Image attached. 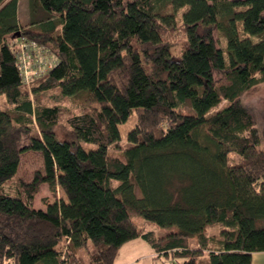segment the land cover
I'll return each instance as SVG.
<instances>
[{"label": "trees", "instance_id": "obj_1", "mask_svg": "<svg viewBox=\"0 0 264 264\" xmlns=\"http://www.w3.org/2000/svg\"><path fill=\"white\" fill-rule=\"evenodd\" d=\"M19 2L0 0V96L13 107H0V264H84L80 250L115 264L139 238L173 264H252L264 252V114L243 97L264 82V0H31L49 16L28 26ZM180 25L178 51L166 35ZM22 42L50 59L30 85ZM85 90L77 113L40 100ZM132 112L124 159L110 156ZM61 123L77 138L58 140ZM29 151L44 166L26 182ZM43 184L55 196L46 209L35 203ZM153 225L178 230L158 237Z\"/></svg>", "mask_w": 264, "mask_h": 264}, {"label": "rangeland", "instance_id": "obj_2", "mask_svg": "<svg viewBox=\"0 0 264 264\" xmlns=\"http://www.w3.org/2000/svg\"><path fill=\"white\" fill-rule=\"evenodd\" d=\"M43 9L37 4V3H32L31 5V0H20L19 2V18L24 26H28L31 22H34L33 20H40L44 17H48V14H45ZM181 16V13L180 15ZM181 22V20H179ZM215 38L218 39V33H215ZM166 39H177L179 40V46H178V51H180L181 47L185 44L186 42V36L184 32V28L180 25L178 28L175 30H172L167 33ZM256 40V39H255ZM46 56V55H44ZM44 56H36V62H44ZM39 57V59H38ZM43 57V58H42ZM53 65H56L58 60L56 58H53ZM33 60H31V63ZM35 62V61H34ZM41 63V64H42ZM214 78L218 83H223L226 81L225 76L215 73ZM31 91V89H29ZM88 91H81L77 93L76 95L72 97H64L63 95L60 94V92L56 91H50L48 93H42L40 95V100L43 104L46 105H51V106H63L70 108L73 112H79L80 107L83 105V102L86 100ZM35 98V96H34ZM244 102L246 105H248L253 112L256 114L259 122L261 123V119L264 114V82H261L254 86L252 89H250L248 92L245 93L243 97ZM0 107L4 110H11L13 107H11L7 102H6V97L5 95L0 96ZM137 122V115L135 112H132L129 119L120 124L119 128L121 131V141L119 143L118 147H110L108 150V154L110 156H116L124 159V152L125 149L130 146V143L128 141V133L131 131ZM263 125V124H261ZM56 133V137L60 141H65V140H74L77 138V135L74 132V129L64 123L59 124L53 129ZM38 134V133H37ZM30 140L29 135L24 136V142L27 143ZM81 144L85 149H95L97 146L94 143L87 142L85 140H81ZM262 146H264V138L262 141ZM235 161H233L234 163ZM44 166V160L42 154L35 152V151H29L26 152L22 155L21 157V164L18 170V177L25 180L26 182H31L34 178V174L37 170H42ZM119 182L117 180L113 181V185H118ZM61 196V194H59ZM44 198H48L52 201H54L55 196L54 194L49 190L47 184H43L41 186V189L39 193L36 195L35 203H36V208L40 209H46V206L44 205ZM135 222L138 224L140 229H143L145 219L142 216H137L134 218ZM152 230H155L156 235L158 237H161L169 232H174L178 230L177 226L173 227H159L156 225H153L152 227H149ZM220 226L216 227H207L205 230V234L207 236H212V235H217L220 232ZM138 243H143V244H138ZM190 248L196 249L200 246V239L199 236L196 235L190 239ZM93 245L91 244L90 251L93 250ZM147 249H152L149 244L144 242L143 240H140V242H131L128 243L126 246L122 247L120 252H119V258L117 262L124 257L123 253L124 251H127V253L132 257L136 258L140 254L144 253ZM151 251V250H150ZM79 255L82 258L84 264H90V252L89 250H80ZM209 258L205 255L200 256L198 258L199 263L203 262H208ZM175 263L174 258L172 257H166L162 256L161 258H158V254L156 253L154 256L149 257V258H144L143 260L136 259L135 264H173Z\"/></svg>", "mask_w": 264, "mask_h": 264}, {"label": "built area", "instance_id": "obj_3", "mask_svg": "<svg viewBox=\"0 0 264 264\" xmlns=\"http://www.w3.org/2000/svg\"><path fill=\"white\" fill-rule=\"evenodd\" d=\"M43 56L41 48L39 49L35 42H22L20 44L18 66L25 78V82L30 85L33 76H40L48 68L50 59L44 56V62H36V56ZM43 58V57H42ZM39 59V57H38ZM31 60L33 62L31 63ZM35 61V62H34ZM42 63V64H41Z\"/></svg>", "mask_w": 264, "mask_h": 264}, {"label": "crops", "instance_id": "obj_4", "mask_svg": "<svg viewBox=\"0 0 264 264\" xmlns=\"http://www.w3.org/2000/svg\"><path fill=\"white\" fill-rule=\"evenodd\" d=\"M140 240H143V239H135L131 242H140ZM144 241V240H143ZM131 242H128V243H131ZM146 242V241H144ZM127 243V244H128ZM147 243V242H146ZM127 244H125L124 246H126ZM138 244H143V243H138ZM148 244V243H147ZM123 246V247H124ZM150 246V245H149ZM121 250V249H120ZM151 250V251H150ZM120 252V251H119ZM124 257H122V259L119 261V263L117 262L118 260V256H119V253H118V256L116 258V262L115 264H135L136 263V259H139V260H143L144 258H149V257H152L156 254V252L153 250V249H147L144 253L140 254L139 256H137L135 259L132 258L128 253L127 251H124L123 253ZM252 264H264V252H255L253 253V256H252Z\"/></svg>", "mask_w": 264, "mask_h": 264}]
</instances>
